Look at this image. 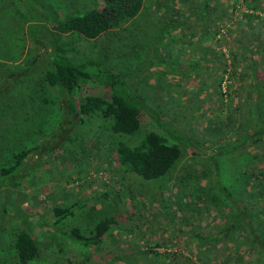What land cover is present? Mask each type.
Wrapping results in <instances>:
<instances>
[{"label":"rangeland","instance_id":"374dc122","mask_svg":"<svg viewBox=\"0 0 264 264\" xmlns=\"http://www.w3.org/2000/svg\"><path fill=\"white\" fill-rule=\"evenodd\" d=\"M94 1L96 0H15L11 10L3 5L0 6V63L4 61L5 65L2 64V66H5L4 68L7 70L5 76L0 77V147L3 148L8 143L14 147L35 144L39 146L37 153L29 158L27 166L24 164L20 171L14 170L6 176L0 174V202H7L6 208L9 213L14 211L17 213L9 217L11 219L8 222L5 221L4 228L0 226L2 231L0 232V264H18L10 240L15 227L21 225L24 219L20 209L28 213V222L25 227L30 225L29 220L36 215L31 220V224L38 225L41 221V232L35 227L32 230L36 234L40 232L43 235L42 239L50 244L44 248V253L38 257L37 261L33 259L36 264H56L57 260L55 259H58L59 262L61 260L63 264L65 263L63 260H68V264H89V261L91 264H175L172 262L173 259L179 258L181 262L189 256L195 258V240L191 235H188V230L184 225L182 232L179 233L182 220L179 219L181 213L179 206L185 202L184 199L195 200L200 190L210 188L212 194L219 195L222 192V184L231 189L239 184L237 174L242 173L245 160L243 156L232 160L231 157L234 155L232 152L235 149L223 140L225 138L227 140L233 133L236 134V131L239 133V122L244 124V121L248 119L246 108L249 103L244 99L245 84L250 80L248 76L232 75L235 82L234 88L238 90L233 93L231 99L228 98L229 95H225V100L228 98V102L221 103L214 101V97L210 99L206 97L212 96L214 87L211 85V88L208 89L206 81L209 83L212 80L215 71L209 74L211 78L204 74L203 84L197 83L190 88L188 85L190 93L186 91L185 97L184 94L180 95L181 90L178 89L180 85L174 81V79L178 81L179 75L176 77L174 73L162 76V73L153 70L147 71L148 68H145L141 63L149 58L147 51L152 47L150 43H147V46L143 43V48L141 47V41L135 34L134 21H132V25L126 24L123 27L124 30L117 28L106 31L104 37L100 39H88L66 34L61 37L62 40L73 41L72 45L76 49L74 51L76 55L96 57L99 52L104 51L108 54L106 65L111 69L124 71V73H132L138 69L136 72L139 73V76L134 79L145 82L150 91H156L155 104L158 103L159 98L164 99L167 95H162L159 92L161 85L168 84L170 91L176 92L179 103L175 104L173 97H170L172 103L169 105H172L173 109L171 112L168 110L170 113L166 118H169L168 121H163L164 126L169 125L175 130H179L185 125H189L193 129L189 135L193 142L189 143V149H186L184 135L177 133L179 138L170 137L172 141H177L182 147V159L178 162L181 169H176L168 176L150 179L133 171L123 172V168L119 167L115 160L110 163L111 158L113 159L112 149L119 136L109 132L106 122L102 124L103 120L100 117L78 121L75 114L70 112L68 103L59 99L60 94L52 89L42 90L35 84L36 79L40 76L39 69L32 63H26L28 58L25 56L39 54L41 57L37 56V60L40 58V62H38L41 64V61L47 56L46 49H44L45 43L53 36L44 31L46 41L40 42V49L28 53L27 48L32 39L31 33H28L29 20L37 22L36 38L39 39L44 29L43 25L47 28L51 22H55L49 18L54 11L60 15L70 11L81 13L93 5ZM232 24L236 30L229 33L227 40H224V46L230 55L234 48H238L237 38L246 42L249 47H253V50L260 44L256 34L264 29V25L259 20H253L251 24L238 20ZM130 26L132 29H129ZM126 34H129L130 37H125ZM23 40H29L26 41L28 44L24 47L23 60L14 62L15 51ZM12 45H15L14 49ZM4 46L7 48L4 49ZM154 54L156 57L164 53L154 51ZM237 55L238 58L231 65L230 72H232V68H235L238 74L244 67L245 70L251 71L252 68L248 66L247 59L251 58L253 54L246 53L245 57ZM261 58L264 61V54L257 53L254 66L264 76V71H262L264 64L261 63ZM31 59H33L32 56ZM164 60L170 62L173 61V58H168L165 53ZM191 67L182 68L186 69L184 74L191 73L188 71ZM26 69H30V71L23 79L22 76ZM158 71L160 72V70ZM146 72L148 73L145 76ZM192 74L186 76L184 80L194 82ZM171 82L173 86H171ZM223 85L225 86V84H222L221 90L224 88ZM88 86L90 87L91 83ZM183 87L185 86L183 85ZM205 91L210 95H207ZM158 93L160 94L158 95ZM183 95L184 97H182ZM205 99L208 100L206 104L202 103ZM196 106L205 108L199 107L200 113L196 114L194 111ZM217 117L222 120L220 126L215 121ZM237 117H240V120L234 124ZM195 122H202L210 132H202L199 128L193 127ZM236 124L237 127H234ZM229 126L233 127V130L236 128L233 133L227 131ZM151 127L152 124L149 121L143 124L144 129ZM184 130H186L185 127ZM120 137L125 140L129 138L126 135ZM219 139L223 141V146H218ZM217 149L222 151L219 152L221 154H218ZM246 149L250 152H257L261 151L262 147L259 144H252ZM192 150L198 154L191 155ZM250 152L246 156L248 159L251 157ZM7 159L5 155L4 162H8ZM208 182L217 186L210 187L212 184H205ZM218 184L221 185L220 189ZM106 188L108 194L102 196V192ZM155 194L159 198L162 196L165 199L164 206L158 201L161 209L157 211L154 207H158L159 204L154 202L155 206L149 207L145 199L146 197L149 200ZM55 199L63 201L67 205L75 201L77 204H74V214L68 215L57 225L49 227L50 221L48 220L52 216L50 207ZM167 199L168 201H166ZM211 200L207 204L209 207L204 209V212H208L209 209L211 211L207 218L203 217L204 212L200 203L193 202L187 207L186 216L190 219L198 215L196 218H200L197 219V222L201 224L200 228L204 232L215 231L216 223L219 222L217 218L219 214L216 215V218L211 217L212 211L216 210ZM144 204L146 208L143 207ZM124 212L125 214L129 213L126 218L120 216ZM106 214L114 215L116 221L106 232L99 248H88L86 243L83 245L74 243L81 237L76 240L70 234H65L64 237L59 235L63 229L69 232L72 228H77L81 235H89L92 226ZM50 235L59 236L65 240L60 243L65 246L61 252L58 250V241H56L58 238L55 240L52 237L51 239ZM155 241L162 246L154 245ZM221 244L225 249L224 254H232L239 250L241 252V248L244 247V245L240 247V243L238 244L235 240L222 241ZM236 245L237 251L234 252L232 249ZM153 249L167 250L170 254L164 255V261H161V257L154 254ZM86 252H89L92 257L83 261L82 257ZM252 253L253 258L249 262L241 261L240 264H258L257 262L264 264V254L258 256L256 252ZM244 257L249 258L251 254H245ZM214 264H223V260L219 262L218 259Z\"/></svg>","mask_w":264,"mask_h":264},{"label":"trees","instance_id":"16d2710c","mask_svg":"<svg viewBox=\"0 0 264 264\" xmlns=\"http://www.w3.org/2000/svg\"><path fill=\"white\" fill-rule=\"evenodd\" d=\"M235 1L236 0L232 1V11L236 6ZM259 1L260 0H245L246 4H248L247 6L253 10L259 9L255 3ZM14 2L15 0H1L0 6L3 5V7L11 10L13 9L12 4H14ZM141 5L142 0H96L93 2V5L84 9L81 13L70 11L60 15V13L53 10L54 13L51 14L49 18L55 22H51L50 26L47 28L43 25V32H48L53 36L51 40L45 43L46 47H44V49H46L47 53L46 58L39 64L40 58L37 60V56L41 57L39 54L31 55L33 57L31 60V56L28 57L27 55L25 57L28 58L26 63H32L35 65L34 67L37 66L39 69L38 72L40 76L36 79L35 84L42 90L47 91L52 89L56 91L57 94H60L59 99L65 100L68 103L70 112L75 114L78 121H83L85 118L100 117V119L103 120L101 121L102 124L106 122L108 131L119 136L112 149L113 159L111 158L110 163L115 160L119 167L123 168V172L133 171L146 179H150L168 176L176 169H181L179 168L178 162L182 159V147L180 143L172 141L170 137H174V139L179 138L177 133L178 135L181 133L185 136V141L187 143H184L185 148L189 149V143L192 144L193 142L189 136L191 135L190 131H193L192 127L185 125L184 127L186 130H184V127L175 130L174 127H170L169 125L164 126L165 123L163 121H168L169 117H166L169 116V113L173 109L172 105H169L171 104L170 99L164 100L159 98L157 104L160 106L155 104L154 100L157 97H155L156 91H150L145 82H139L134 79L136 76H139V73L136 72L138 69L132 73L115 71L114 68L111 69L106 65V60L108 59V54L106 52L101 51L96 57L88 55L82 56L80 54L76 55L74 54L76 49L72 45L73 41L61 39V37H64V34L69 36L78 35L88 39H100L104 37L106 31L119 28L124 21L136 16L141 9ZM260 9L264 10V5L263 8L260 7ZM243 15L248 20H239L242 23L246 22L247 24H251L257 17L262 25H264V16H259V14L253 11L243 12ZM237 21H235V23ZM36 23L33 22V20H29L27 24L28 33H31L32 39L31 41L23 40L21 42L13 56L14 62L23 60L24 47L28 44L26 41L30 43L27 48L28 53L32 50L40 49V42L46 41V39H44L45 32H42L41 38H36ZM235 30L233 25L229 26L225 34V40H227L228 34ZM218 31L219 28L214 31L217 41ZM256 35L258 40H260V44H258L254 50L253 47H249L246 42L237 38L238 48H234L231 55L227 52L228 56H225L223 52H221L222 56L219 60L220 67H222L221 71L213 72L215 76L212 75L213 78L210 80L212 87H214L211 93L212 96H206L208 99L214 97V101L221 103L228 102V98L231 99L233 93L238 90L234 88L235 82L232 79V75L236 74L237 77L240 75L250 77L249 82L245 84L246 91L244 92V99L249 103L246 108V110H248L246 115L248 119L242 124L241 121L239 122L240 117H237L236 121L233 123L239 122V133H237V131L236 134L233 133L236 128L233 130V127L230 128L231 126H229L227 131H231L233 134L230 135L227 140H225L226 138L223 140L224 142L227 141V144L235 149L232 152L234 154L233 157H231L232 160H237L239 157L242 158V156L245 160V162L243 161L244 167L242 168V173H240V175L239 173L237 174V181L239 184L233 186L232 189L222 184V192H220L219 195L212 194V190L209 188L200 190L195 200L184 199L185 202H182L179 206L181 210L179 219H182L179 233L182 232L185 226L188 230V235H191L192 239L195 240V258L189 256L181 262L179 258H177V260L173 259L172 262L175 264H214L218 259L219 262L223 260V264H240L241 261L249 262V260L253 258L252 252H256L258 256L264 254V76H262L254 66V63H256V54L261 52L264 54V29L261 32L259 31ZM9 43H11V40H9ZM12 47L14 49L15 45H12ZM6 48L7 46H4V49ZM246 53H249V55L253 54L251 58L249 57L247 59V64L252 70H245L244 67V69H241L237 74L236 69L232 68V72H230L231 65L234 64L238 58L237 54L245 57ZM262 62L264 64L261 58V63ZM0 64V77L2 78L5 76L7 70H5V66H2V64L5 65L4 61ZM29 71L30 69H26L22 76L23 79L25 75H28ZM147 73L148 72L145 73V76ZM178 75L181 74L178 73ZM192 76H200L199 80L202 81L205 78L204 74L193 73ZM89 82L91 83L90 87L88 86V84H90ZM223 82L225 86L223 85L224 88L221 90ZM145 84L146 88L144 87ZM186 91L190 93L188 88H182L180 93ZM159 92L162 95H169L170 88L168 85H161ZM160 93H158V95ZM205 93L210 95L207 91H205ZM225 95H229L226 100ZM207 101L208 100L205 99L202 103L206 104ZM174 103L177 104L179 102L174 100ZM199 107L205 108L203 106H196L194 109L196 114L200 113L198 110ZM229 108H231V106ZM168 110H170V112ZM215 112L219 114L217 111ZM148 121L151 122L152 127L144 129L143 124ZM215 121L220 126L222 120L217 117ZM162 123L163 125H161ZM194 124L193 127L199 128L202 132H210L207 126L203 125L202 122H195ZM234 127H237V124ZM242 128L243 133L241 134ZM121 135L129 136V138L125 140L120 137ZM220 140L221 139L218 141V146L223 144V141ZM231 142H233V144H231ZM252 144H259L262 150L250 152L246 148ZM38 150L39 146L37 144L14 147L8 143L4 145L3 148L0 147V174L6 176L14 170L20 171V169L24 167V164H26V166L28 165V161H30L29 158L35 155ZM217 152L221 154L219 152L222 151H218L217 149ZM249 152L251 153L250 159L246 158ZM193 154L198 153L192 150L191 155ZM5 155L8 158V162H4ZM205 184H212L210 187L217 186L211 182ZM220 187L221 185L218 184L219 189ZM106 194H108L107 188L102 192V196ZM145 199L149 207H154V202L158 203V201L164 206L163 201L165 199L162 196L159 198V196L155 194L153 198L148 200L145 197ZM210 199H212L213 207L216 208V210L212 211L211 217L216 218V215L219 214L217 217L219 222L216 223L215 231L204 232L200 228L201 224L197 222V219L200 217L196 218L198 216L196 214L197 216L189 219V217L186 216V212L188 210V205H191L193 202L200 203L199 205H201V209L204 212V209L209 207L207 204L210 202ZM166 201H168V199ZM76 202L77 201L67 205L63 201H57V199L53 200L50 207L52 216L48 220L50 221V225L48 226L57 225L68 215L74 214V204H77ZM160 204L158 207H154L156 211L161 209ZM6 206L7 202H0V226L2 228L5 226V221L8 222L11 219L9 217L17 214L15 211L9 213ZM145 206L144 204L143 207L146 208ZM20 211L24 219L21 225H17L12 232L10 244L13 246V254L18 264H36L33 259L37 261L38 257L44 253V248L50 246V244L42 239L43 235L40 233V224L42 222L39 221L38 225L34 223L35 226L31 224V220L35 218L36 215L31 217V220H29L30 225L25 227L28 222V213L22 209H20ZM209 211L203 213L204 218L208 217L211 212ZM167 213L170 214L168 211ZM128 214L129 213L126 212L125 214L124 212V214L121 213L120 216L126 218ZM39 218L41 217L39 216ZM115 221L116 217L114 215L106 214L92 226L89 235L79 234L77 228H72L69 232L63 229L59 232V235L64 237L65 234H70V236L72 235L75 239L81 237L74 243H81L82 245L86 243L88 248H99L105 238L106 232ZM34 227L38 228L40 232L36 234L35 231L32 230V228L35 229ZM0 232L2 231L0 230ZM52 237L54 239L58 238V240H55L58 241V250L61 252V250L65 248L63 244H60L63 243L61 241L64 239L59 236L55 237L50 235L51 239ZM229 240H235L238 244L240 243V247L244 245V247L241 248V252L240 250L235 252L237 251L236 245L232 249L235 253L224 254L225 249L221 243L222 241L228 242ZM156 244L162 246L159 242H156L154 245ZM152 251L154 254L161 257V261H164V255L170 254L167 250L157 251L153 249ZM245 254H251V257L245 258ZM91 257V254L86 252L82 260H89ZM55 260H57L56 264H63L61 260L60 262L58 259ZM63 261H65L64 264H68L69 262L68 260ZM257 263L260 264V262ZM89 264H91V261H89Z\"/></svg>","mask_w":264,"mask_h":264},{"label":"crops","instance_id":"0c3cea01","mask_svg":"<svg viewBox=\"0 0 264 264\" xmlns=\"http://www.w3.org/2000/svg\"><path fill=\"white\" fill-rule=\"evenodd\" d=\"M232 1L142 0L141 9L136 16L132 19L130 18L131 20L124 21L125 23L123 22L119 28L124 30L125 28L123 27L126 24L132 25V21H134L133 25H136L135 34L141 41V47L143 48V43L145 46L150 43L152 47L147 51L149 58L143 62L145 68H148L147 71L153 70L157 73H162V76L175 73L176 77L179 73L181 74L177 78L179 82L175 81V79L174 81L177 85H180L178 89H187L188 85L190 88L197 83L203 84L204 80H199V77H193L195 81L192 82L187 79L184 80L186 76L196 73L205 74L208 77L213 71H221L222 67H220L219 60L222 56L221 52H223V55L226 52L224 51L226 49L224 40L227 28L233 25L232 23L235 24L234 20H248L243 15L244 11L240 9L241 6L249 7L245 0H236V6L233 11V8H231ZM255 3L259 9H254L253 12L263 16L264 10H261L260 7L263 8L264 0ZM258 19L256 17L254 20ZM221 26L225 28V31L220 38L218 37L217 41L214 31L218 30V28L220 29ZM129 29H132V26ZM150 32L153 33L148 34ZM126 35L125 37H130L129 34ZM154 51L166 53V56L173 58V61L167 62L164 60V54L155 57ZM186 66H192L188 70L191 73L184 74L186 69L182 68ZM181 78L183 79L181 80ZM209 83L206 81L208 89L211 88V83ZM171 86H173L172 82ZM175 93L170 91L169 95L163 98L171 101L170 97H173L177 101L178 96ZM184 93L186 92L180 93V95ZM184 95L186 97V94Z\"/></svg>","mask_w":264,"mask_h":264},{"label":"built area","instance_id":"2783aa9c","mask_svg":"<svg viewBox=\"0 0 264 264\" xmlns=\"http://www.w3.org/2000/svg\"><path fill=\"white\" fill-rule=\"evenodd\" d=\"M240 9H241L242 11H244V12H252V11H254L252 8H250V7H246V6H241ZM224 31H225V28H224L223 26H221V28L219 29V31H218V33H217V37L220 38V36L223 35ZM224 51H226V49H224ZM225 56H228L227 51L225 52ZM222 84H224V82H223Z\"/></svg>","mask_w":264,"mask_h":264}]
</instances>
